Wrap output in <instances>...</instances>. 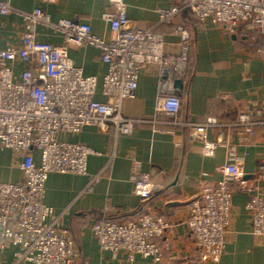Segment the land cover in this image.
I'll use <instances>...</instances> for the list:
<instances>
[{
  "label": "built area",
  "instance_id": "1",
  "mask_svg": "<svg viewBox=\"0 0 264 264\" xmlns=\"http://www.w3.org/2000/svg\"><path fill=\"white\" fill-rule=\"evenodd\" d=\"M52 3L54 0H42L24 12L0 1V15H15L22 24L18 47L0 50V149L23 155L18 165L21 182L0 183V250L12 248L18 264H73L79 258L75 243L61 226V214H55L42 200L49 174L84 176L87 157L94 152L84 145L61 141L58 135H77L92 127L100 134L129 136L141 124H159L154 118H128L122 113L123 103L136 97L142 69L157 70L154 116L184 127L188 137L199 143L201 156H214L215 144L208 139V132L222 127L208 115L182 123L176 119L181 96L175 83H185L193 43L186 28H173L177 43L167 44L164 32L140 28L138 22L127 18L124 0H109L111 10L102 15L108 28V38L103 40L88 24L50 20L47 8ZM185 12L201 23L209 21L229 31L242 26L256 34L259 42L253 52L264 62V0H177L168 9L157 10L158 23L170 26L175 16ZM41 32L61 37V44L39 40ZM167 45L170 48L166 49ZM71 46L97 50L106 73L101 77L86 75L68 57ZM15 64L23 67L18 77L13 71ZM219 99L231 100L228 95ZM262 125L264 122L254 121L249 114L238 116L233 126L241 128V133L236 144L225 145L226 160L218 169L220 179L203 187L187 204L183 223L194 245L196 264L220 261L235 193L247 195L251 234L264 239V161L252 180L242 181L243 156L238 153V147L249 142L256 127ZM32 151L40 153L39 166L33 162ZM175 179L173 171H166L156 180L134 161L128 176L130 194L149 201ZM85 191L92 192V182ZM168 227L163 216L141 213L127 220L99 216L90 230L102 253L113 257L122 253L127 262L139 256L162 264L170 248V242L163 239ZM82 264L88 263L83 260Z\"/></svg>",
  "mask_w": 264,
  "mask_h": 264
},
{
  "label": "crops",
  "instance_id": "2",
  "mask_svg": "<svg viewBox=\"0 0 264 264\" xmlns=\"http://www.w3.org/2000/svg\"><path fill=\"white\" fill-rule=\"evenodd\" d=\"M0 1H8L13 8L24 12L42 2ZM176 2L124 0L127 18L138 22L140 28L164 32L167 44L177 43V36L171 32L173 28L183 26L189 31L193 43L185 83H179L177 88L181 107L176 119L182 123L206 115L215 117L222 127L208 132V139L215 144L214 156H201L199 143L188 137L184 127L166 124L172 120L154 116L157 70L142 69L136 97L123 103L122 113L128 118H154L159 124H141L129 136L100 134L92 127L83 128L77 135H58L61 141L81 144L94 152L87 157L84 176L51 173L44 186L43 204L53 208L55 214H61V226L75 243L79 258L73 264H82L83 260L88 264H152L139 256L127 262L122 253L113 257L109 252H100L90 230L99 216L127 220L141 213L163 216L167 221L169 227L163 239L170 242V248L162 264H196L194 245L183 223L187 204L203 187L220 179L218 169L226 160L225 145L236 144L241 133V128L233 126L238 116L249 114L254 121L264 122V62L253 52L259 42L257 35L244 31L242 26L229 31L209 21L201 23L187 12L175 16L170 26L159 24L157 10L168 9ZM110 10L109 0H54L47 14L52 21L68 19L88 24L95 35L107 40L108 28L102 15ZM21 29L17 16L0 15V50L17 48V33ZM39 40L53 45L62 42L61 37L50 32H41ZM68 57L86 75L101 77L107 71L99 60V52L93 48L71 46ZM22 70L20 64L13 67L17 77ZM221 95H228L231 100L221 101ZM180 142L183 144L178 146ZM238 153L243 156L242 181L252 180L264 161V125L256 127L254 137L239 146ZM31 155L39 166L40 153L32 151ZM22 160V154L0 149V183L21 182L18 165ZM134 161L140 162L143 173L156 180L166 171H173L176 179L152 200L143 202L130 194L128 176ZM91 182L92 192L88 193L85 189ZM247 199L243 193H235L232 198L227 242L217 264H264V239L251 234V218L245 208ZM12 252V248L0 250V264H18Z\"/></svg>",
  "mask_w": 264,
  "mask_h": 264
},
{
  "label": "water",
  "instance_id": "3",
  "mask_svg": "<svg viewBox=\"0 0 264 264\" xmlns=\"http://www.w3.org/2000/svg\"><path fill=\"white\" fill-rule=\"evenodd\" d=\"M175 85H176V87H178V86H179V83H178V82H176V83H175Z\"/></svg>",
  "mask_w": 264,
  "mask_h": 264
}]
</instances>
